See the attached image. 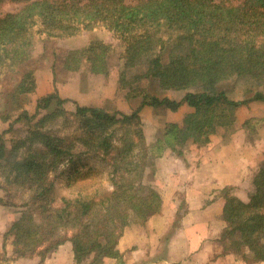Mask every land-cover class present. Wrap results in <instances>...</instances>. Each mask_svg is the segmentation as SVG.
I'll use <instances>...</instances> for the list:
<instances>
[{"label":"trees","instance_id":"trees-1","mask_svg":"<svg viewBox=\"0 0 264 264\" xmlns=\"http://www.w3.org/2000/svg\"><path fill=\"white\" fill-rule=\"evenodd\" d=\"M3 2L22 4L0 15V94L4 90L13 107L35 89L34 52L40 43L96 28L109 32L115 42L91 39L79 48L52 52L53 75L57 68L81 67L109 75L118 46V88L126 97H140L130 112L84 105L69 112L67 100L54 91L36 100L35 113L22 108L11 121L12 110L0 113L9 124L0 133V188L6 195L0 205L19 209L3 245L9 242L16 258L43 259L65 242L71 244L75 264L119 258L123 230L145 225L161 209L152 185L155 160L166 154L182 157L189 146L207 145L221 129L229 135L240 106L264 103V0ZM228 81L244 86L240 100L221 88ZM153 82L182 95L176 100L154 94L148 90ZM181 105L192 111L181 122L164 121L155 141L147 144L140 111L145 106L175 111ZM69 118L75 120V135H60L54 125ZM256 121L255 116L246 118L238 129ZM17 123L25 129L14 128ZM6 132L21 135L8 146ZM89 160L107 163L110 188L56 203L51 174L65 162L76 167ZM251 186L246 199L229 187L221 191L226 227L218 242L236 264H264V161Z\"/></svg>","mask_w":264,"mask_h":264},{"label":"crops","instance_id":"crops-1","mask_svg":"<svg viewBox=\"0 0 264 264\" xmlns=\"http://www.w3.org/2000/svg\"><path fill=\"white\" fill-rule=\"evenodd\" d=\"M246 135L237 127L229 135L211 136L205 146H189L182 157L158 158L152 185L161 197L159 213L145 225L127 226L117 243L120 257H104L101 264H236L218 242L226 227L221 191L229 187L235 196L246 195L244 189L257 169L255 146ZM2 207L0 264H75L69 242L43 259L14 257L11 244L3 245V235L15 217Z\"/></svg>","mask_w":264,"mask_h":264},{"label":"rangeland","instance_id":"rangeland-1","mask_svg":"<svg viewBox=\"0 0 264 264\" xmlns=\"http://www.w3.org/2000/svg\"><path fill=\"white\" fill-rule=\"evenodd\" d=\"M21 5L22 4L3 2L0 4V15L8 11L17 10ZM91 39H102L108 43L115 42L109 32L102 28H96L92 31H86L80 36L53 39L45 42V44L40 43L34 52L36 59L35 89L25 95V97L24 95L21 97L22 100L20 101V105H17L18 107H13L10 102H7V97L9 95L3 90L0 94V113H5L9 109L12 110L9 121L13 120L22 108L31 114L35 113L36 100L40 96L54 91H56L60 97L67 100L64 104V108L69 112L74 111L77 105L96 106L109 111L120 110L130 112L131 110H134L140 103V97H126L125 93L119 90L116 82L118 77V67L116 66L118 63L117 55L121 51L118 46H115V54L110 60L111 70L109 75H93L90 74L85 67H81L76 71L57 68L56 75H53L51 70L53 60L52 52L76 49L85 45ZM41 45L44 46L43 49L41 48ZM238 83L235 84L228 81L224 83L221 88H226L231 99L240 100L243 97L244 86L242 83ZM148 90L154 94L168 96L169 98L176 100L182 95L181 92L163 91L155 82L148 87ZM181 106L175 111H171L164 106H145L147 109H144V107L140 111L143 133L147 144L151 145L155 141L159 129L163 126L162 123H164V121H169L168 118L171 116L175 117V115L178 114V120L176 121L174 119V121L181 122L184 115L192 111L189 107L183 108ZM235 115L236 120L234 123V130L241 125L244 119L254 116L257 117V121L252 122L254 125L246 128L244 127L243 131L247 133L246 139L249 144H251L250 146H255L254 153L256 154L257 159L256 168H258L264 161V103L252 102L248 105H242L236 110ZM8 127V122L1 121L0 117V133L5 132L4 130ZM54 127L55 131L60 135L72 136L75 135L76 132L75 120L72 118H69L68 120L60 119L56 122ZM14 128L19 130L25 129L24 125L21 123L15 124ZM222 130L223 129L214 135L224 134V131ZM20 133L21 132L4 133L3 137L6 139L7 145H10V141L13 139L12 137H15V135H21ZM104 162L105 161L89 160L80 163L76 167L75 163L71 162L61 164L59 168L51 174V178L55 185L56 203H60L62 198H75L79 192L90 193L97 187H99V189L104 187L110 188L109 167L107 163ZM94 174L96 175L94 176ZM0 180H2L1 177ZM251 188L250 179V186L244 189V191L246 190V195H243L244 192H241L239 197L246 199ZM26 195L27 194L25 193V196ZM0 197L6 199L5 192L1 188ZM2 208L7 209L13 214L15 217L14 220L18 217V208L6 206H3Z\"/></svg>","mask_w":264,"mask_h":264}]
</instances>
